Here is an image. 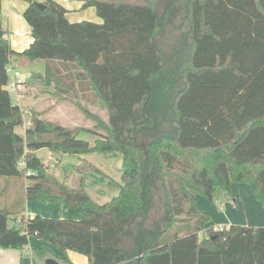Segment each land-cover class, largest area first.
<instances>
[{
  "label": "trees",
  "instance_id": "obj_1",
  "mask_svg": "<svg viewBox=\"0 0 264 264\" xmlns=\"http://www.w3.org/2000/svg\"><path fill=\"white\" fill-rule=\"evenodd\" d=\"M1 1L0 177L23 176L26 199L79 208L80 217L22 215L10 226L11 212L0 208V247L22 250L35 237L66 263L71 250L88 264H264V225L205 228L209 216L195 204L198 194L213 201L217 189L228 195L245 182L264 207V0H176L188 28L171 68L155 43L161 0H79L101 22L69 21L56 0L39 1L43 8L23 0L32 41L21 51L4 36ZM174 1L164 0L166 9ZM22 58L43 60L30 82L51 87L94 124L62 125L32 111L17 132L24 110L6 89L7 67ZM83 102L101 104L107 119ZM42 147L119 151L120 180L79 156L70 185L36 156ZM86 171L106 176L117 194L94 201L82 186ZM130 228L135 256L124 246Z\"/></svg>",
  "mask_w": 264,
  "mask_h": 264
},
{
  "label": "rangeland",
  "instance_id": "obj_2",
  "mask_svg": "<svg viewBox=\"0 0 264 264\" xmlns=\"http://www.w3.org/2000/svg\"><path fill=\"white\" fill-rule=\"evenodd\" d=\"M166 7L167 6H164V0L159 1L157 6H155L157 13L162 16L161 27L155 36V43L164 54L166 64L171 68L175 66L177 59L176 55L177 52L180 51L182 42L186 36L188 23L185 16L184 6H181L176 0L172 6H168L167 9ZM88 12L92 11H84L80 14V19H95V15L90 16L91 13ZM17 67L21 77H24L33 71L42 72L43 60L37 59L34 61H28L24 59V61ZM22 84L25 85V98L17 97L15 93H12V99L14 102H17L18 104L20 103V105L23 107L24 124H27L29 120L28 110L30 109V112L36 111L37 108L42 109L47 104L45 103L40 107H29L27 106V101H32V98H36L39 95L46 93L49 88L43 84H40L38 81L30 82L29 79L21 81V85ZM65 105L67 106V111L69 110L71 116H73L71 120H68V118H60L59 115H56L54 112L48 114L46 118L68 126L78 125L91 127L94 124L90 118H87L83 115L77 106L66 103ZM89 109L93 113L98 114L102 119H107L106 110L101 104L89 106ZM16 131L22 133L23 127H17ZM80 136L87 139L91 144L93 143V136L87 134H82ZM141 137L143 140L146 139L144 133H141ZM35 153L42 162L47 164L50 169L53 170V173L59 179H62L66 173L68 175L67 183L70 185L72 184L73 177L75 175L73 168L79 162V156L84 157L86 160L91 162L93 165L101 169L104 173L116 181L119 180L122 172V156L119 151L112 150L77 155L69 153H53L47 148L42 147L37 149ZM83 187L86 188L87 191H85L97 203H103L110 200L115 196L114 194L117 191V188L108 185L106 176L94 171L85 172L83 176ZM230 191V194L225 195L220 188L217 189L215 191L213 201H209L199 194L196 196V207L202 211H205L209 216V221L205 224V228L210 226H226L227 224L254 226L264 225V207L259 201L254 199L251 194L250 186L245 182H235L231 184ZM157 216L158 213H154L149 220V224H155ZM8 221L10 226H17L16 221L12 220L10 216ZM130 232L131 228L127 230V234L125 235L124 246L129 255L135 256V246L132 241V233L130 234ZM31 239L36 238L31 237ZM44 243L48 244V246L51 245H49L47 242ZM48 246L34 247L31 249V260H33L35 264H46L47 260L49 259L56 261L58 260L57 262L59 264H67L55 257ZM74 255L85 258V256L80 253H74Z\"/></svg>",
  "mask_w": 264,
  "mask_h": 264
},
{
  "label": "crops",
  "instance_id": "obj_3",
  "mask_svg": "<svg viewBox=\"0 0 264 264\" xmlns=\"http://www.w3.org/2000/svg\"><path fill=\"white\" fill-rule=\"evenodd\" d=\"M37 1H42V0H37ZM56 1H58L60 4H62L67 9L66 17L68 18L69 21L86 20V19H80L79 17L80 14L86 10L92 11V12H88V13H91L90 16L95 15L94 16L95 19H92L91 21H95V22L102 21V19L96 14L95 8L93 6L81 8V1L79 0H56ZM26 6H27V3L23 0H2L1 1V15L3 17V25L6 29V34L4 36L9 41L12 49L16 51L23 50L32 41V36L30 34V27L23 17V11L26 8ZM23 61H24V58L17 60V61L12 60L11 63L13 64L14 68L18 70L17 66ZM43 67H44V62H43ZM30 74L24 77H21V81L28 80ZM24 91H25V85L20 84V90H18V93L20 94L19 97L25 98ZM45 103L47 104L42 109H39V108L36 109V111L44 110L45 118L48 114H51L53 112L56 113V115H59L60 118H68V120H71L73 118L69 110L67 111V106L65 105V103L70 104V105L71 104L74 105V104L71 101L66 100V99L57 100V97L52 94L51 87L46 93H43L36 98H32V101H29V102L27 101V106L40 107V106H43ZM83 105L89 108V106H96L98 104L89 105L83 102ZM19 106L21 107V109H23L20 103H19ZM29 110H28V113L30 114ZM27 124L22 125L23 131L21 134H23L24 129L27 126ZM25 185H26V179L23 176L0 177V208H7L11 212L10 218L16 221L17 226H18L20 217L22 215L25 218L32 217L36 214H39L45 217H53V218L78 219L80 217L79 208L66 207L60 202L35 201V200L26 199L25 198ZM82 186H83V180H82ZM83 188L86 190L85 187ZM117 191L115 192L114 195L117 194ZM160 201L161 199H158V202ZM226 226H228V224ZM214 228H218V227H214ZM50 244L51 243H49V245ZM51 245L48 246V244L44 243V241L38 238L31 239L30 237L28 244L22 250L0 247V264H35L34 261L31 260V249H33L34 247H46V246L50 247V250L55 257L63 261L62 258L64 257V253L58 251L54 245L52 246ZM73 252L74 251H71V250L66 251L65 255L68 257L70 261V263H67V264H88L86 256L85 258H82L80 256L74 255V253H77V252H74V253Z\"/></svg>",
  "mask_w": 264,
  "mask_h": 264
},
{
  "label": "built area",
  "instance_id": "obj_4",
  "mask_svg": "<svg viewBox=\"0 0 264 264\" xmlns=\"http://www.w3.org/2000/svg\"><path fill=\"white\" fill-rule=\"evenodd\" d=\"M7 72L9 75V80H8L7 85H6V89L10 93H13V94L15 93L17 95V97H19L20 94L18 93V90L20 89L21 75H20L19 71L14 68V66L11 62L8 64ZM21 164H24V162L21 161ZM221 227L222 226H220L218 228H221Z\"/></svg>",
  "mask_w": 264,
  "mask_h": 264
},
{
  "label": "water",
  "instance_id": "obj_5",
  "mask_svg": "<svg viewBox=\"0 0 264 264\" xmlns=\"http://www.w3.org/2000/svg\"><path fill=\"white\" fill-rule=\"evenodd\" d=\"M36 5H37L39 8H43V3H42V2L37 1V2H36ZM46 263H47V264H59L56 260H53V259H49V260H47Z\"/></svg>",
  "mask_w": 264,
  "mask_h": 264
}]
</instances>
